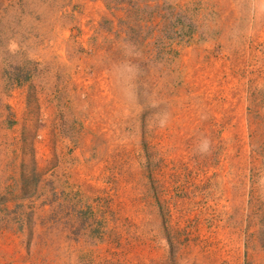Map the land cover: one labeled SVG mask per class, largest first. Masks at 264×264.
<instances>
[{
    "label": "rangeland",
    "instance_id": "rangeland-1",
    "mask_svg": "<svg viewBox=\"0 0 264 264\" xmlns=\"http://www.w3.org/2000/svg\"><path fill=\"white\" fill-rule=\"evenodd\" d=\"M153 260L264 264V0H0V264Z\"/></svg>",
    "mask_w": 264,
    "mask_h": 264
},
{
    "label": "crops",
    "instance_id": "crops-1",
    "mask_svg": "<svg viewBox=\"0 0 264 264\" xmlns=\"http://www.w3.org/2000/svg\"><path fill=\"white\" fill-rule=\"evenodd\" d=\"M114 100H116V98H114ZM238 119H239V117H238ZM139 208H143L144 209V212H142V211L141 212H142V214L145 215V217H144V215L142 216L139 213L140 220H139V223H137V225H138L137 226L138 227L137 230H138V233L140 234V238L138 239L137 242H139V244L144 247V249H145L144 251L146 252V251H148L147 248H153L155 246L154 244H152L151 241L148 240V228L152 229V232L154 234L155 239H158L160 237V230H159L158 225H157L158 222H157L156 217L155 216H151V213L146 212V211H148L147 210L148 207L146 208V207H141L140 206ZM142 218H143V220H142ZM144 218H146V221H145ZM140 250H142V249H140ZM150 251H153V250H150ZM145 256H146V254H145ZM154 262H157V261L153 260L152 264ZM157 264H158V262H157Z\"/></svg>",
    "mask_w": 264,
    "mask_h": 264
},
{
    "label": "bare ground",
    "instance_id": "bare-ground-1",
    "mask_svg": "<svg viewBox=\"0 0 264 264\" xmlns=\"http://www.w3.org/2000/svg\"><path fill=\"white\" fill-rule=\"evenodd\" d=\"M131 105V104H130ZM122 106V105H121ZM128 109V108H127ZM132 109V108H131ZM128 113V112H127Z\"/></svg>",
    "mask_w": 264,
    "mask_h": 264
}]
</instances>
